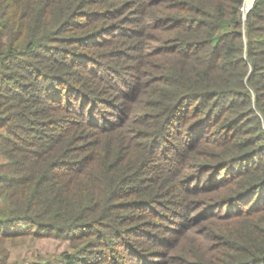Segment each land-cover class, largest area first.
Returning a JSON list of instances; mask_svg holds the SVG:
<instances>
[{
	"label": "trees",
	"instance_id": "16d2710c",
	"mask_svg": "<svg viewBox=\"0 0 264 264\" xmlns=\"http://www.w3.org/2000/svg\"><path fill=\"white\" fill-rule=\"evenodd\" d=\"M244 3L0 0V264H264Z\"/></svg>",
	"mask_w": 264,
	"mask_h": 264
},
{
	"label": "rangeland",
	"instance_id": "374dc122",
	"mask_svg": "<svg viewBox=\"0 0 264 264\" xmlns=\"http://www.w3.org/2000/svg\"><path fill=\"white\" fill-rule=\"evenodd\" d=\"M255 0H253L252 4L250 7H247L245 4H244V7H243V12H244V15H246L247 11L253 6V3H254ZM246 2V1H245ZM56 243H53V242H41L40 244H37V246H35V249L37 247H39V249L41 250L39 253L38 251L35 252V253H27V254H22V255H17V256H21V258H19L18 260H16L18 262V264H45L46 261L42 260L41 258L45 257V253L48 252V251H52L53 252V248H54V252H55V249H56ZM53 248H52V247ZM40 247H43V249H41ZM19 253V252H18Z\"/></svg>",
	"mask_w": 264,
	"mask_h": 264
},
{
	"label": "bare ground",
	"instance_id": "6f19581e",
	"mask_svg": "<svg viewBox=\"0 0 264 264\" xmlns=\"http://www.w3.org/2000/svg\"><path fill=\"white\" fill-rule=\"evenodd\" d=\"M246 2L244 3L247 7H250L253 0H245Z\"/></svg>",
	"mask_w": 264,
	"mask_h": 264
},
{
	"label": "water",
	"instance_id": "95a60500",
	"mask_svg": "<svg viewBox=\"0 0 264 264\" xmlns=\"http://www.w3.org/2000/svg\"><path fill=\"white\" fill-rule=\"evenodd\" d=\"M246 16H244V18H245Z\"/></svg>",
	"mask_w": 264,
	"mask_h": 264
}]
</instances>
